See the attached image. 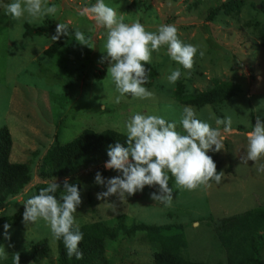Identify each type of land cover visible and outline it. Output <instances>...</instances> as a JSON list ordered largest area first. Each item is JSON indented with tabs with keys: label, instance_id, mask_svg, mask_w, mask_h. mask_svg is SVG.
Returning <instances> with one entry per match:
<instances>
[{
	"label": "rangeland",
	"instance_id": "rangeland-1",
	"mask_svg": "<svg viewBox=\"0 0 264 264\" xmlns=\"http://www.w3.org/2000/svg\"><path fill=\"white\" fill-rule=\"evenodd\" d=\"M94 3L95 0H48L59 11L54 17L35 21L27 15L13 20L0 9V126L5 125L11 136L9 161L29 165V181L4 201L0 217L23 214L21 202L27 198L24 193L32 195L53 179L40 175L43 156L52 145L72 139L83 128H111L126 134L124 122L134 112L178 120L183 106H191L197 117L213 128L217 127L215 119L210 118L213 114L232 118V132L224 133L223 126H219L225 136L223 149L206 153L219 172L225 173L220 184L210 181V186L201 185L195 190L179 189L168 173L173 200L171 206L165 207L150 199L149 194L158 186H145L124 201L115 196L97 200L96 193L106 189L94 182L95 173L99 171L104 178L119 174L105 169L103 161L55 178L59 183L67 177L78 185L82 203L74 215L79 225L93 221L108 227L119 223L129 226L132 222H176L184 228L190 260L241 264L236 253H228L220 246L215 227L223 217L264 207V173H257L253 161L247 165L241 162L247 148L246 133L252 130L257 117L264 123V46L258 36L264 23V0H105L124 16L125 23L138 20L148 31H155L160 24H175L183 43L198 46L190 77L182 75L175 82L181 83L185 93L204 90L214 81L229 80L240 85L229 99L200 107L172 98L175 84L167 81L170 68L180 67L182 73L187 70L171 60L166 54L167 46L154 51L151 64L144 65L154 72L144 85L153 96L139 99L126 95L116 103L118 93L107 76L108 63H101L106 53L102 52L104 40L100 37L105 30L88 16L78 14V10ZM229 3L237 7L225 12L224 5ZM25 23L31 34H23ZM57 23L68 25L69 34L60 36V44L49 57L43 50L53 43L50 38L55 35ZM75 30L83 32L94 48L75 41ZM177 131L183 133L179 125ZM22 214L18 222L10 225V239L4 238V228L1 231L0 246L8 257L0 258V264H13L14 253H19V264H55L56 244L48 226L43 220L25 226ZM39 240L47 242L49 256L32 263L26 257L31 245ZM151 253L140 233L127 236L118 231L114 239L104 242L109 264H153Z\"/></svg>",
	"mask_w": 264,
	"mask_h": 264
},
{
	"label": "clouds",
	"instance_id": "clouds-1",
	"mask_svg": "<svg viewBox=\"0 0 264 264\" xmlns=\"http://www.w3.org/2000/svg\"><path fill=\"white\" fill-rule=\"evenodd\" d=\"M0 9L13 20L27 15L33 21L46 16L54 17L59 11L58 6L49 5L48 0H10L7 3L0 0ZM78 14L88 16L105 30L100 37L104 40L102 52L106 53L101 63L105 60L108 63L107 76L118 93L116 103L126 95L139 99L153 96L144 86L148 82V71L144 65L151 64L152 53L158 52L162 46H167L166 54L172 61L187 70L182 73L180 67L170 68L167 81L175 84L182 75L190 77L198 46L183 43L178 38L175 24H160L155 31H148L138 20L125 23L124 16L118 15L117 10L108 6L105 0H95L94 4L78 10ZM67 30L68 25L57 23L55 35L50 40L56 42L61 35H68ZM73 34L80 45L94 48L83 32L75 30ZM199 55L203 57L204 52L200 51ZM210 118L215 119L217 127L213 128L199 119L191 106H183L179 119L172 121L156 114L134 112L124 122L127 146L116 142L107 147L108 159L104 167L119 174L104 178L99 171L95 173L94 182L106 189L96 193V199L115 196L124 201L127 196L141 192L145 186H158L149 194L150 199L165 207L171 206L173 191L169 187L168 173L174 177L179 189L195 190L201 185L210 186V181L220 184L225 173L217 172L214 160L206 153L223 149L225 136L219 126H223L224 133L232 132V118L215 117L214 114ZM178 125L183 133L177 131ZM246 140L247 148L241 162L247 165L249 160L253 161L257 173H264V163H260L264 158V123L259 117L252 130L246 133ZM58 189L63 190L59 196L56 195ZM24 195L27 198L21 202L24 208L22 223L27 226L43 220L52 237L63 241L66 255L82 259L79 245L83 233L74 215L82 203L78 185L70 183L67 177L59 183L53 177L38 193L28 195L25 192ZM111 206L115 210V204L111 203ZM3 227L4 238L8 240L11 226L5 223ZM7 257L8 253L0 246V258ZM12 259L13 264H19V253H14Z\"/></svg>",
	"mask_w": 264,
	"mask_h": 264
},
{
	"label": "trees",
	"instance_id": "trees-1",
	"mask_svg": "<svg viewBox=\"0 0 264 264\" xmlns=\"http://www.w3.org/2000/svg\"><path fill=\"white\" fill-rule=\"evenodd\" d=\"M236 4L224 5L225 12L236 8ZM24 35L31 34L30 27L24 24ZM259 43L264 46V23L258 29ZM60 44L53 42L43 50L47 56H52ZM148 82L154 72L146 68ZM240 85L234 81H214L213 84L200 91L185 93L180 82L175 84L171 92L172 98L179 103L200 107L206 104L221 103L239 91ZM126 134L111 128L94 131L83 128L72 139L49 147L42 159L40 175L51 178L69 173L75 169L87 166L89 163L107 161V147L116 142L126 145ZM11 136L5 125L0 126V206L29 181V165L25 162L9 161ZM219 172L218 166H216ZM38 187L34 193H38ZM63 190L58 189L56 195ZM21 212L0 217L1 231L5 223L13 225L21 217ZM83 240L79 248L83 252L82 259L74 256L69 258L63 241L55 240V264H109L104 256L105 239H114L117 232L127 236L140 233L151 250L153 264H206L202 261L190 260L186 254L187 240L182 224L171 222L163 224H146L132 222L129 226L119 223L115 227H108L100 221H93L80 225ZM215 235L220 246L228 253L237 254L241 264H262L264 256V207L247 209L241 213L223 217L215 227ZM49 246L45 240L33 243L26 259L32 263L47 259ZM25 259V258H24Z\"/></svg>",
	"mask_w": 264,
	"mask_h": 264
},
{
	"label": "water",
	"instance_id": "water-1",
	"mask_svg": "<svg viewBox=\"0 0 264 264\" xmlns=\"http://www.w3.org/2000/svg\"><path fill=\"white\" fill-rule=\"evenodd\" d=\"M106 162V161H105ZM105 162L103 164H105Z\"/></svg>",
	"mask_w": 264,
	"mask_h": 264
}]
</instances>
